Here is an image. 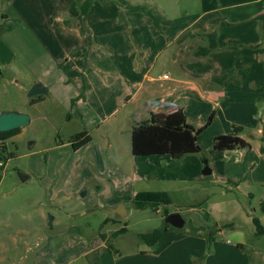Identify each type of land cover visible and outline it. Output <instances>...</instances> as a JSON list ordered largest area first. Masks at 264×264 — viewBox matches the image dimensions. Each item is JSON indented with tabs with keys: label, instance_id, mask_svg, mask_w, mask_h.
I'll list each match as a JSON object with an SVG mask.
<instances>
[{
	"label": "rangeland",
	"instance_id": "rangeland-1",
	"mask_svg": "<svg viewBox=\"0 0 264 264\" xmlns=\"http://www.w3.org/2000/svg\"><path fill=\"white\" fill-rule=\"evenodd\" d=\"M249 1L252 0H237L241 4ZM237 9L242 14H254L261 5H239ZM77 13L81 22L76 30L80 35L62 31L63 18L70 14L64 20L67 25ZM85 16L81 7L74 11L63 0H0V114L17 112L30 118L19 136L5 141L2 148L3 162L8 166L1 167L0 174H15L19 179L20 172L30 178L15 190L10 206L18 211L37 193L42 194L46 230L54 224V218L56 233L69 229L67 234L73 233L72 237L78 239L76 249L70 251L56 240L46 241L39 250V264H64L75 250L72 264H188L185 249L182 254L170 252L171 246L180 248L174 243L178 236L164 235V255L140 241V234L164 227L166 210L136 208L130 201L140 192L165 193L171 201L169 211L183 212L194 207L198 212L193 215L183 213L188 223L198 220L207 222V227L219 221L240 226L236 232L225 230L223 236L215 233L211 244L208 232L203 248L201 243H192L205 250L199 257L201 261L196 259L198 263L258 264L264 257V235H256L252 219L258 218L264 228V62L255 57V50L243 45L216 57L222 68L250 69L251 83L241 88L234 82L232 71L222 74L219 104L203 99L185 111L189 124L196 129L204 128L215 113L211 125L198 137L201 153L180 159L171 155L136 157L132 154L131 130L136 122L150 119V112L134 115L131 105L123 106L122 97H118L119 81L111 79L108 89L93 69L88 79L83 75L72 79L74 62L83 61L80 66L88 70L84 62L89 51L105 58L111 69H119L115 48H120L119 40L127 37L110 34L107 52L94 48V41L93 48L86 49L91 38L85 31ZM227 32L225 37L232 38ZM258 38L264 43V28ZM131 57L125 55L123 60ZM93 62V67L100 64ZM127 64L123 63L122 69ZM34 85L48 90L46 99L37 105H32L28 97ZM234 99L250 103L243 105ZM115 108L119 109L113 113ZM235 126L244 128L240 141H231L223 151L216 150L217 139L230 135ZM80 132L89 133L92 142L74 152L71 139ZM11 154L15 156L12 159ZM205 161L211 170L208 176L203 174ZM115 202H122L130 210L126 219L117 220L106 211ZM11 219L17 222L14 212ZM123 228L127 233L113 237ZM189 228L190 225L186 230ZM220 241L232 245L229 262L213 257L214 250L227 251ZM239 242L244 245L239 247ZM105 243L106 247L102 246ZM109 246H113L111 250ZM82 248L91 250L88 260L79 257ZM32 257L30 254V260H21L19 256L16 264H28ZM194 260L189 259L191 264Z\"/></svg>",
	"mask_w": 264,
	"mask_h": 264
},
{
	"label": "crops",
	"instance_id": "crops-1",
	"mask_svg": "<svg viewBox=\"0 0 264 264\" xmlns=\"http://www.w3.org/2000/svg\"><path fill=\"white\" fill-rule=\"evenodd\" d=\"M63 1L69 2L74 11L76 8L78 10L83 3V0ZM239 5H261V10L254 14L252 11L242 14L237 9ZM226 9L231 11L227 14L223 13ZM66 17L62 20V31L73 32L79 36L80 34L76 30L78 23L81 22L78 21V13L71 16L73 22L70 21L67 25L64 24V20L68 19L70 14ZM262 17H264V0H252L242 4L237 0H93L88 14L82 18L86 27L85 31L91 38V42L85 45V48L89 47L91 50L94 41V48L107 52L110 47V34H127L126 40L124 38L119 40L121 49L115 48L119 55L118 62L121 64H119V69L113 70L105 62V58H98L89 51L84 62L88 63V70L86 71L85 66H80L83 61L74 62L75 73L72 79H79V75L88 79L90 77L89 70L93 69V74L104 80L108 89L112 85L111 79L119 81L118 90L120 93L118 97H122L123 106L131 105L134 115L149 111L150 113L163 112L174 117L182 112L187 119L185 111L191 108L193 102L197 103L199 100L206 99L209 104H219L222 98V96H218L222 90V81L220 80L222 74L232 71L237 86L242 88L247 84L250 85L249 77L246 81H242L240 70L222 68L221 60L216 57H221L222 52L231 51V48L237 45H243L250 49L262 44L261 50L259 48L255 51L252 49V51L256 53L255 57L259 61L264 62V43H260L262 39L258 38L264 28ZM226 30L232 38L225 37ZM200 48L209 49L211 54L208 56L198 55ZM257 50L258 52H256ZM135 51L143 52V54L138 55ZM125 55H132V57L124 61ZM70 59L72 60V58ZM93 61H99V66L93 67L91 65V63H95ZM123 63H128L126 69H122ZM127 69L128 71L124 72ZM90 91L88 90V94ZM234 100L243 105L250 103L243 99ZM118 109L115 108L113 113ZM137 123L139 122L135 124ZM237 137L239 138L240 135ZM91 142L78 150H74L72 143L71 146L74 152H78L88 147ZM1 146H5V142H0ZM11 155L10 159L15 157ZM2 159L4 161L3 156ZM3 161L0 163V168L8 166V163L5 164ZM17 175L19 179L15 177V174H0V264H16V261L20 259L30 260V254H33V257L28 264H39V250L49 240H56V243L65 245L69 251L73 247L76 249L78 239L72 237L73 233L72 236L70 233L67 234L69 229L58 230L56 233L58 225L54 218H51L54 224L48 226V230H46L43 224L42 194L37 193L27 206L19 207L18 211L12 210L10 198L17 188L30 181V178L23 181L20 172ZM130 203L138 209L157 208V211L160 210V207L169 211L171 206V201L165 193L154 192L137 193ZM121 205L125 207L127 216L124 219H126L130 210L122 202H115L107 207L106 211L114 217L112 212ZM98 206L102 208L101 205ZM13 212L17 218L16 223L11 219ZM196 212L198 210L192 207L191 210L183 212L169 211V214L180 213L183 216V213L193 215ZM183 218L185 220L183 229L178 230L171 227L164 235L178 236L176 238L179 239H174V243L180 248L174 249L171 246L170 252L177 251L178 254H182L185 249V253L188 255V264H191L190 257L193 260L195 258L193 264L194 262L197 264L196 259H199L205 251L191 244L201 243L203 248V243H206L207 233L210 230H216V234L223 236L227 229L236 232L235 228H240V226L234 224V226H230L228 223L219 221L206 227L207 222L199 223L198 220H189V224L184 216ZM191 222H195L197 225L194 226ZM252 223L254 224L253 219ZM189 225L190 228L186 230ZM106 243L102 246L106 247ZM220 243L219 245L227 251L214 250L213 257L229 262L232 245L229 241L227 243L220 241ZM238 245L242 247L244 244L239 242ZM112 247L109 249L111 250ZM75 251H71L73 256L68 255V261L64 264H72ZM154 251L164 255L165 249L160 243V246ZM91 254V250L87 251L82 248L79 257L88 260ZM19 256L20 259H18ZM53 257L57 260L58 254H53ZM263 262L264 257L262 261H257L258 264ZM58 264H61V261Z\"/></svg>",
	"mask_w": 264,
	"mask_h": 264
},
{
	"label": "trees",
	"instance_id": "trees-1",
	"mask_svg": "<svg viewBox=\"0 0 264 264\" xmlns=\"http://www.w3.org/2000/svg\"><path fill=\"white\" fill-rule=\"evenodd\" d=\"M93 0H86V2L81 6L82 15H87ZM261 45L252 47L251 49H259ZM237 48V47H234ZM242 48V46H241ZM208 56L211 51L206 48H200L198 55ZM250 69L246 71H241L242 81H246ZM45 98L40 97L36 99H31V104H36L43 101ZM150 119L146 121H141L135 124L131 131V145L132 154L136 157H148V156H162L171 155L174 159H180L186 155L201 153L202 149L198 143V137L203 132V130L211 125L214 114L213 113L207 125L204 128L196 129L195 127L188 124L185 115L180 112L177 116L171 117L166 113H150ZM22 129H16L9 132H0V142H5L21 133ZM244 128L241 126H235L232 128L230 135L219 137L214 145L216 150H225L228 148L231 141L240 139L237 137L242 134ZM92 138L87 132H80L71 139L72 146L74 150H78L91 142ZM2 148L0 147V163L2 159ZM262 153H264V147L261 148ZM12 157L14 154L11 155ZM23 181L29 179L27 175L20 173ZM264 210V209H263ZM164 216L169 215V211H164ZM110 221V220H109ZM107 222V221H106ZM254 225L256 227V235L263 236L264 228L258 218L253 219ZM171 227H162L142 233L139 235V239L142 243L151 249H157L160 246L161 240L164 234ZM127 228H123L113 234L116 237L120 234L127 233ZM216 230H210L208 236H210V243L214 242V235ZM111 248V246H109ZM200 260V259H199ZM201 261V260H200ZM197 264H201L198 263Z\"/></svg>",
	"mask_w": 264,
	"mask_h": 264
},
{
	"label": "water",
	"instance_id": "water-1",
	"mask_svg": "<svg viewBox=\"0 0 264 264\" xmlns=\"http://www.w3.org/2000/svg\"><path fill=\"white\" fill-rule=\"evenodd\" d=\"M48 90L41 85H34L28 93L30 99H36L39 97L47 96ZM30 123V118L27 115L17 112H3L0 114V132H9L16 129H22ZM203 174L208 176L211 171L208 167L207 161H205ZM112 214L117 220H123L127 214L124 206H120L114 209ZM164 226L173 227L175 229H182L185 226V220L179 213L169 214L164 219Z\"/></svg>",
	"mask_w": 264,
	"mask_h": 264
},
{
	"label": "flooded vegetation",
	"instance_id": "flooded-vegetation-1",
	"mask_svg": "<svg viewBox=\"0 0 264 264\" xmlns=\"http://www.w3.org/2000/svg\"><path fill=\"white\" fill-rule=\"evenodd\" d=\"M40 98V97H39Z\"/></svg>",
	"mask_w": 264,
	"mask_h": 264
}]
</instances>
